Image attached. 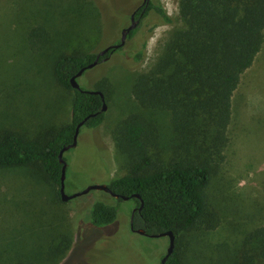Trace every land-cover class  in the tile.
<instances>
[{
  "label": "rangeland",
  "instance_id": "374dc122",
  "mask_svg": "<svg viewBox=\"0 0 264 264\" xmlns=\"http://www.w3.org/2000/svg\"><path fill=\"white\" fill-rule=\"evenodd\" d=\"M157 1L172 23H163L150 12L139 21L134 39L77 78L85 90L103 88L106 115L99 126L82 127L77 145L63 154L67 194L92 184H108L128 172L127 158L113 131L132 112L151 121L154 116L160 159L165 162L172 155L175 132L169 117L143 109L132 94L135 77L152 67L171 32L182 25L179 0ZM140 3L0 0V135L10 129L41 136L70 119L73 92L56 81L53 62L63 54H97L118 43L131 12ZM137 41H143L145 53L142 61L133 64L129 52ZM232 108L224 158L211 165L206 209L179 242L185 264H236L251 253L256 240L249 241L264 228V43L233 93ZM56 189L35 166L0 169V236L6 237V227L14 225L13 252L31 259L20 264H40L35 258L43 264H160L168 238L131 229L133 199L118 200L92 189L62 203ZM99 198L114 202L118 213L111 224L95 227L90 208ZM7 209L17 218L16 223L12 224ZM62 234L72 241L68 243ZM45 247L51 256L58 248H68L52 260L43 256Z\"/></svg>",
  "mask_w": 264,
  "mask_h": 264
},
{
  "label": "trees",
  "instance_id": "16d2710c",
  "mask_svg": "<svg viewBox=\"0 0 264 264\" xmlns=\"http://www.w3.org/2000/svg\"><path fill=\"white\" fill-rule=\"evenodd\" d=\"M150 12L163 23L173 22L157 0H150L143 17ZM179 15L182 25L174 28L155 63L139 73L132 86V94L143 109L169 117L175 132L172 155L165 162L160 159L154 116L151 121L132 112L113 131L129 170L108 182L114 192L134 200V228H142L145 235L173 231L175 248L166 264H185L179 251L181 236L196 226L206 209L211 165L222 161L229 140L233 93L264 43V0H179ZM137 26L130 30L127 40L134 39ZM144 48L143 41H137L129 52L133 64L142 61ZM96 56L91 52L63 54L53 62L56 81L73 92L70 119L41 136L30 137L10 129L0 135V169L35 166L57 186L56 195L62 203L58 153L72 142L79 122L84 120L80 129L95 128L106 115L102 109L105 97L70 83V78ZM93 90L104 93L101 87ZM43 198L46 200L45 193ZM11 212L5 211L14 224L17 218ZM117 213L114 202L99 198L90 208L91 223L95 227L111 224ZM72 223L71 219L69 228ZM6 228V237L0 236V264L31 260L14 254V225ZM62 236L68 243L72 241ZM253 241L251 253L236 264H264V228L256 231L249 243ZM67 248H58L51 256L45 247L43 256L56 260ZM35 261L43 264L40 259Z\"/></svg>",
  "mask_w": 264,
  "mask_h": 264
},
{
  "label": "water",
  "instance_id": "95a60500",
  "mask_svg": "<svg viewBox=\"0 0 264 264\" xmlns=\"http://www.w3.org/2000/svg\"><path fill=\"white\" fill-rule=\"evenodd\" d=\"M149 2H150V0H141V5L144 7L143 8V11H145V9L148 6ZM138 21H139V19H134L133 16H132L130 23L122 29L121 34H120V40H119V42L116 43V44H109L108 46H106L102 50H100L97 53L96 58L91 63H89L85 67H82L77 73H75L70 78L71 85L74 88L81 89L80 85L77 82V78L85 71L86 68H91V67H93L94 65H96L98 63L99 55L104 54V53H106L109 50H114L116 48H119V47L123 46L125 44V42L127 41V35H128V33L130 32V30L134 29L137 26ZM90 92L98 93V94H100L104 98V94H103L102 91H99V90H90ZM102 109L103 110H106V103L105 102L103 103ZM83 123H84V120L78 123V125L76 126V130H75V134L73 136L72 142L69 143V144H67V145H64L60 149V151L58 153L59 161L62 163L61 178H60V194H61L62 200H64V201L69 200V199L74 198L76 196L85 194V193L89 192L92 189L103 190L105 192H108L113 197H121L124 200L129 199V196L120 195V194L114 192L108 186V184H92V185L87 186L82 191L76 192V193H73V194H67L65 192V178H66L67 162H66L65 158L63 157V154H64V152L66 150H68V149H70L72 147H75L77 145L79 129L83 125ZM134 196L138 197L139 195L138 194H134ZM141 206H142V202H141V205L139 206V208H141ZM134 210H136V208H134L133 211H132L131 220H130V226L136 232L141 233V234H146L145 231L142 228L135 229L133 227L132 216H133ZM150 236H167V238H168V246H167V249H166V252H165L163 258L160 261L161 264H166L165 262H166L168 256L174 251V248H175V234L173 233V231L167 230V231H163V232H160V233H157V234H152Z\"/></svg>",
  "mask_w": 264,
  "mask_h": 264
},
{
  "label": "flooded vegetation",
  "instance_id": "af4514ba",
  "mask_svg": "<svg viewBox=\"0 0 264 264\" xmlns=\"http://www.w3.org/2000/svg\"><path fill=\"white\" fill-rule=\"evenodd\" d=\"M143 6L141 5V3L138 5V6H136L134 9H133V11L131 12V15H130V21H131V17L133 16V18L134 19H139V21L141 20V18H143V14H144V12L145 11H143ZM139 21H138V23H139ZM138 25V24H137ZM107 52H110V50L109 51H107ZM106 52V53H107ZM106 53H104V54H101V55H99V58H98V60L99 59H102L103 57H105L106 56ZM109 54V53H108ZM136 208V207H135ZM134 212H135V210H134ZM134 212H133V215H134ZM131 215H132V213H131ZM130 220H131V217H130ZM130 220H129V224H130ZM132 220H133V216H132ZM131 227V226H130ZM132 229V228H131ZM135 229H137V228H135ZM133 230V229H132ZM133 231H135V230H133Z\"/></svg>",
  "mask_w": 264,
  "mask_h": 264
}]
</instances>
